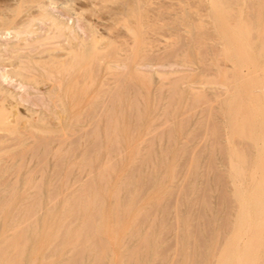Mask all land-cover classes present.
<instances>
[{
    "label": "rangeland",
    "instance_id": "374dc122",
    "mask_svg": "<svg viewBox=\"0 0 264 264\" xmlns=\"http://www.w3.org/2000/svg\"><path fill=\"white\" fill-rule=\"evenodd\" d=\"M217 11L221 12L220 15L214 13ZM221 17L225 20V26ZM214 19L220 23L219 26L222 21V29L231 28V35L229 29L226 32L218 30V27L216 31L212 23ZM218 31L228 33L224 34V41L223 34ZM240 37L252 38L254 50L250 53L251 57L254 62L261 61L256 63V68H259L256 74H239L236 75L238 78H233L231 65L236 61L238 71L244 68L241 62H249L250 55L237 56L235 45L229 47L230 42L236 44L234 41ZM228 39L230 41H225ZM223 44L227 48H223ZM225 49L228 50L223 51ZM228 55L234 59L232 62ZM2 74L8 77L6 81H0V211L14 207H10L9 213L8 210L5 214L0 212L1 249L6 248L5 243L12 240H8V237L14 236L13 227L18 230L16 225L24 218L21 215L30 212V206L25 205L32 203L35 217L31 215V218L32 221L37 220L38 225H33L34 221L27 217L33 211L25 215L26 220L23 219L27 227L24 221L20 222L29 229L23 250L26 253L30 248L28 251L32 252L27 251L26 255L22 252L20 264H24L23 259L28 260L25 261L27 264L38 263L39 255L41 264H69L74 256L78 259H74L79 262L77 264H95L92 254L88 255L87 251L81 253L78 250L81 245H74L75 241L77 243L75 236L79 233V226L94 219H98L99 225L103 224L97 230L100 235L96 232L98 239L107 242L103 244L107 248L104 247L105 251L99 256L105 258L100 260L99 263L103 262L101 264L211 262V255L225 236L234 211L227 174L226 141L235 142L240 153L251 151L250 148L246 149L244 141L237 134L238 125L230 124L231 119L239 121L245 116L246 107L239 105L240 97L230 99L227 93L231 89L237 90L235 93H243L245 87L248 89V84L253 91L257 86L264 85V0H0L1 80ZM244 76L247 77V85H243ZM106 115L108 118H105ZM88 175L91 180L86 179ZM80 189L85 193L89 189L87 202V198L82 199L84 196L81 195L85 193ZM91 192L98 194L93 196ZM6 193H12L8 195L11 203L3 200L7 197ZM112 194L118 201V215L111 207L115 204ZM71 195L78 200H71L76 202L75 211L69 207L72 202H66ZM97 196L101 197L96 202ZM31 197L39 200L33 201ZM80 201L82 204L85 202L83 208ZM19 204L23 205L21 210ZM52 206L56 211L58 207L59 210L63 209L57 211V221L53 218L56 211H51ZM65 207H68L66 211ZM27 209L29 212H25ZM16 210H19L17 216L13 215ZM102 210L103 213L100 212ZM6 213L9 215L6 216ZM75 213L77 218L73 215ZM93 214L95 216L91 218ZM106 214H111V217L106 218ZM41 216L45 219H41ZM9 218H14V221L11 219L10 222ZM52 219L55 221L54 227L51 226L54 222ZM61 219L70 222L69 226ZM76 219L80 221L77 225ZM43 220L48 222L45 224ZM74 221V224L71 223ZM62 223L66 229H73L69 231L74 235L64 230V225H60ZM71 224L74 226L70 227ZM34 226L37 230L46 228L45 231V228L39 230L41 237H36L38 231ZM59 227L63 229L57 232ZM87 228L91 229L90 226ZM89 229L81 231L85 235L84 231L90 232ZM106 229L109 236L106 235L108 239L105 240ZM47 231H51V236L48 234L46 239L48 243L43 239ZM145 232H148L147 236ZM82 233L77 237H82ZM143 234L144 240L141 238ZM57 235L59 241L64 236L59 249L52 242ZM28 237H32L30 245H27ZM93 237L88 238V244H93L90 248L94 251V242L99 240ZM139 238L143 241H139ZM114 239L119 242L115 244ZM40 242L42 246L45 243V247H41ZM144 242L146 247L143 246ZM77 244H80L79 241ZM61 245L64 248L60 250ZM116 245L118 250L114 249ZM135 245L136 249H133ZM53 246L58 251L52 250ZM72 246L77 249L74 250ZM40 247L45 250L42 252ZM35 248L37 250L33 251ZM47 249H50L49 253ZM69 249L70 252H79L81 256L74 252L70 257ZM35 252L39 253L36 257L33 255ZM58 252L62 254L60 259ZM44 255L47 259L55 255L58 258L56 262H51L42 259ZM30 257L33 259L31 262ZM127 257L130 260L126 262ZM144 257H147V262ZM134 258L140 261L136 262Z\"/></svg>",
    "mask_w": 264,
    "mask_h": 264
},
{
    "label": "bare ground",
    "instance_id": "6f19581e",
    "mask_svg": "<svg viewBox=\"0 0 264 264\" xmlns=\"http://www.w3.org/2000/svg\"><path fill=\"white\" fill-rule=\"evenodd\" d=\"M48 1H51V0H48ZM240 1H242V0H240ZM105 2V1H104ZM197 2V1H196ZM210 2V1H209ZM212 2V1H211ZM208 3V2H207ZM214 5H216V4H214ZM214 5H211L212 7L214 6ZM220 5H221V3H220ZM127 6V5H126ZM209 6V5H208ZM246 6V5H245ZM177 7V6H176ZM211 7V8H212ZM48 8V7H47ZM215 8V10H216V7H214ZM210 10V9H209ZM213 10V9H212ZM241 11V10H240ZM240 11H237V12H240ZM215 14L216 13H218L219 15H220V13L217 11V12H214ZM241 13V12H240ZM160 14H162V13H160ZM213 14V13H212ZM153 15V14H152ZM166 15V14H165ZM219 15H217L218 17H219ZM13 16V15H12ZM223 16V15H222ZM22 18V17H21ZM45 18V17H44ZM222 18V17H221ZM238 18L240 19V17L238 16ZM223 19V18H222ZM217 20H219V18H217ZM17 21V20H16ZM222 21H224L223 23H224V25L223 26H225V20L223 19ZM222 21H221V26H219V22H220V20H219V22L218 21H216V19H214V21L212 22L213 23V28H215V30L217 31V28L218 27H220V28H218V30L219 29H221V30H225L226 28H221V27H223L222 26ZM48 23V22H47ZM165 23V22H164ZM227 24V26H229V24L228 23H226ZM25 25V24H24ZM51 25V24H50ZM23 26V25H22ZM69 27V26H68ZM71 27V26H70ZM230 27V26H229ZM234 28V27H233ZM229 29V35H231V33H230V31H231V28H228ZM227 29V30H228ZM241 29H242V27H241ZM227 30H225L226 32H228ZM233 30V29H232ZM240 30V29H239ZM243 30V29H242ZM85 31H87V30H85ZM152 31V30H151ZM225 31H224V33H222V31H220L222 34H223V41H224V38H225V36H224V34H228V33H225ZM255 31V30H254ZM5 32V31H4ZM22 32V31H21ZM84 32V31H83ZM219 31H218V33H220ZM232 32V31H231ZM7 33V32H6ZM19 34H21V33H19ZM160 34V33H159ZM222 34H221V36H220V38H222ZM2 35V34H1ZM37 35V34H36ZM234 35V34H233ZM238 35H240L239 33H238ZM200 36V35H199ZM235 36V35H234ZM71 37V36H70ZM74 37V36H73ZM233 37V36H232ZM234 39L233 40H236L235 39V37H233ZM196 39V38H195ZM229 39H231V37L229 36ZM225 40V41H230V40ZM221 40V39H220ZM65 42V41H64ZM74 42V41H73ZM80 42H82V41H80ZM102 42V41H101ZM233 42V41H232ZM232 42H230L229 43V47L230 46H232L233 47V45H235V49H237V52L238 53H235L236 52V50L235 49H233V50H235V54L237 55V54H239L240 56L241 55H243V54H245L246 55V57H248V55H250L249 56V62L247 63L246 62V60H245V62L246 63H243V62H241V61H239V60H237V61H239V63L241 62L242 63V65L244 66V68L243 69H240V70H238L237 71V69H239V68H237L236 67V61H235V64H233V65H231L233 68H232V75H233V78L235 77V78H238V77H236V75H239V74H243V75H249V76H252V75H254V74H256L258 71H259V68H256V63H258L259 61H261V60H259V61H256V62H254L253 61V59H252V55L250 54L251 53V51L252 50H254L253 49V47H252V38L251 39H247V38H244V37H240L237 41H234V42H236V44L235 43H233L232 44ZM260 42V41H259ZM205 43V42H204ZM24 44V43H23ZM63 44V43H62ZM100 44V43H99ZM232 44V45H231ZM257 44H259V43H257ZM48 45V44H47ZM54 45H55V43H54ZM228 45V44H227ZM255 45V44H254ZM95 47V46H94ZM222 47L223 48H225L226 46H224V44L222 45ZM3 48V47H2ZM1 48V49H2ZM227 48V47H226ZM256 49V48H255ZM10 50H11V48H10ZM16 50V49H15ZM226 50H228V49H225V50H223V51H226ZM231 50V49H230ZM43 51V50H42ZM96 51V50H95ZM106 51V50H105ZM110 52V51H109ZM200 52V51H199ZM255 51H253V53H254ZM60 53V52H59ZM62 53V52H61ZM9 54V53H8ZM51 54V53H50ZM99 54V53H98ZM228 54V53H227ZM255 54V53H254ZM15 55H17V54H15ZM101 55V54H100ZM230 55V54H229ZM228 55V57H229V59H231L230 58V56ZM39 56V55H38ZM64 56V55H63ZM99 56V55H98ZM224 56H225V54H224ZM238 56V55H237ZM240 56L239 57H237V59L238 58H240ZM16 57V56H15ZM22 57H23V55H22ZM65 57V56H64ZM99 58V57H98ZM62 59H63V57H62ZM236 59V58H235ZM252 59V60H251ZM254 59H257V58H254ZM145 60V59H144ZM149 60V59H148ZM232 60H234V59H231V62H232ZM241 60H243V59H241ZM22 62V61H21ZM20 62V63H21ZM128 62V61H127ZM9 63V62H8ZM175 63V62H174ZM238 62H237V65L239 64ZM24 64V63H23ZM34 64V63H33ZM9 66V65H8ZM239 66V65H238ZM141 67V66H140ZM143 67V66H142ZM17 68V67H16ZM65 68V67H64ZM160 68H161V66H160ZM236 68V69H235ZM241 68V67H240ZM22 69H24V70H27L26 68H22ZM144 69V68H143ZM44 70V69H43ZM159 70V69H158ZM41 71V70H40ZM55 71H56V69H55ZM261 71H263V70H261ZM26 72V71H25ZM139 72V71H138ZM47 73V72H46ZM44 75V74H43ZM48 75V74H47ZM50 75V74H49ZM89 75V74H88ZM182 75H184V74H182ZM264 76V75H263ZM1 77H2V80L0 79V81H6V78L8 77L7 75H4V74H2L1 75ZM119 77V76H118ZM230 77H231V75H230ZM244 77H246V76H244ZM242 78V77H241ZM248 79H250L249 77H248ZM246 80H247V77H246V79L245 80H243V81H245V82H243V85H247L248 83L246 82ZM251 80V79H250ZM257 80V79H256ZM116 81V80H115ZM118 81V80H117ZM237 81V80H236ZM241 81V80H240ZM252 81V80H251ZM259 81H261V80H259ZM259 81H257V82H259ZM239 82V80L237 81V83ZM249 82V81H248ZM256 82V81H255ZM52 83V82H51ZM168 83V82H167ZM170 83V82H169ZM231 83V82H230ZM6 84V83H5ZM9 84V83H8ZM173 84H175V83H173ZM184 84V83H183ZM229 84V83H228ZM250 84H251V82H250ZM260 84V83H259ZM142 85V84H141ZM236 85H240V84H236ZM255 85V84H254ZM229 86V85H228ZM29 87V86H28ZM114 87V86H113ZM128 87V86H127ZM173 87V86H172ZM236 87V86H235ZM238 87V86H237ZM236 87V88H237ZM240 87V86H239ZM238 87V88H239ZM58 88V87H57ZM247 88L248 89H246V87H245V90L243 91V93H241V92H238V93H235V92H237V90H233V91H229L228 93H227V95L228 96H231V98L230 97H228V98H230V99H232V98H235V97H240V99H239V105H241V104H243L245 107H246V110H245V116L243 117V118H241L239 121H238V119H231L230 120V124L231 125H238L237 126V128H236V131H237V134L239 135V137H240V139L242 140V141H244L243 142V144H245V147H246V149L247 148H250V150L251 151H249V152H245V153H240V150H239V148L238 147H236V145H235V142H227L226 141V144H227V152H226V160H227V162H226V165H227V174H228V178H229V185H230V189H231V195H232V198H233V202H234V211H233V217H232V219H231V222H230V225H229V228H228V230H227V232H226V234H225V236H223V238H222V240L219 242V244L215 247V249H214V252H213V255H211L212 256V260H211V262L209 263V264H264V85L262 86H257L256 88H255V91H253V89L251 88V86L248 84V86H247ZM251 88V89H250ZM55 89V88H54ZM112 89V88H111ZM234 89V88H233ZM49 90H51V88L49 89ZM23 91V90H22ZM134 91V90H133ZM170 91V90H169ZM202 91V90H201ZM235 91V92H234ZM238 91H239V89H238ZM138 92V91H137ZM171 92V91H170ZM173 93V92H172ZM239 93H241V95L239 94ZM59 94H60V92H59ZM110 94V93H109ZM202 94V93H201ZM19 95V94H18ZM114 95V94H113ZM170 95V94H169ZM191 95H192V93H191ZM237 95V96H236ZM139 96V95H138ZM41 97V96H40ZM107 98V97H106ZM171 98V97H170ZM196 98V97H195ZM230 99H228V100H230ZM195 100V99H194ZM198 100V99H197ZM21 101V100H20ZM46 101V100H45ZM236 102H238V99H237V101ZM134 103H135V101H134ZM129 104H131V103H129ZM189 104V103H188ZM191 104V103H190ZM208 104H209V102H208ZM228 104L230 105V103L228 102ZM227 104V105H228ZM98 105H100V104H98ZM110 105V104H109ZM54 107H55V105H54ZM170 107V106H169ZM233 107V106H232ZM42 108V107H41ZM93 108V107H92ZM101 108V107H100ZM136 109V108H135ZM238 109H239V107H238ZM237 109V110H238ZM54 110V109H53ZM112 110V109H111ZM208 110H209V108H208ZM229 110V109H228ZM56 111V110H55ZM109 111V110H108ZM163 111H164V109H163ZM166 111V110H165ZM96 112V111H95ZM111 112V111H110ZM25 113V112H24ZM60 113V112H59ZM236 113H238V111L236 112ZM63 114V113H62ZM86 114V113H85ZM228 114V113H227ZM108 115V114H107ZM107 115H106V117L105 118H108L107 117ZM185 115V114H184ZM10 116V115H9ZM163 116V115H162ZM180 116V115H179ZM183 116V115H182ZM234 116V115H233ZM97 117V116H96ZM209 117V116H208ZM207 117V118H208ZM235 117V116H234ZM20 118V117H19ZM95 118V117H94ZM98 118V117H97ZM133 118H135V116L133 117ZM137 118V117H136ZM185 119V118H184ZM227 119V118H226ZM81 120V119H80ZM98 120V119H97ZM96 120V121H97ZM129 120V119H128ZM228 120V119H227ZM210 121V120H209ZM213 121V120H212ZM15 122V121H14ZM27 122V121H26ZM163 122V121H162ZM165 122H166V120H165ZM39 123V122H38ZM105 122H103V124H104ZM185 123V122H184ZM183 123V124H184ZM227 124V123H226ZM106 125H107V123H106ZM105 125V126H106ZM182 126V125H181ZM226 127V126H225ZM233 127V126H232ZM114 128V127H113ZM20 129V128H19ZM83 129V128H82ZM206 129V128H205ZM230 129H231V127H230ZM115 130V129H114ZM217 130V129H216ZM22 131V130H21ZM97 131V130H96ZM31 132V131H30ZM75 132V131H74ZM95 132V131H94ZM151 132V131H150ZM225 132V131H224ZM63 133V132H62ZM203 133V132H202ZM3 134V133H2ZM57 134V133H56ZM204 134V133H203ZM215 134V133H214ZM76 135V134H75ZM96 135V134H95ZM12 136V135H11ZM66 136V135H65ZM71 136V135H70ZM77 137V136H76ZM227 137V136H226ZM74 138V137H73ZM151 138H153V137H151ZM158 138V137H157ZM57 139V138H56ZM191 139V138H190ZM202 139V138H201ZM68 140V139H67ZM115 140V139H114ZM228 140V139H227ZM116 141V140H115ZM114 141V142H115ZM149 141V140H148ZM190 141V140H189ZM229 141V140H228ZM34 142V141H33ZM118 143V142H117ZM209 143H211V141L209 142ZM233 143V144H232ZM111 144V143H110ZM196 144V143H195ZM150 145V144H149ZM72 146V145H71ZM89 146V145H88ZM112 148V147H111ZM146 148V147H145ZM148 148V147H147ZM197 148V147H196ZM196 148H195V150H196ZM25 149H26V147H25ZM211 149H213V148H211ZM218 149V148H217ZM27 150V149H26ZM55 150H57V149H55ZM71 150V149H70ZM149 150V149H148ZM194 150V149H193ZM34 151V150H33ZM220 151V150H219ZM110 152V151H109ZM117 152H119V151H117ZM153 152V151H152ZM197 152V151H196ZM21 153V152H20ZM26 153V152H25ZM149 153V152H148ZM154 154V153H153ZM70 155V154H69ZM144 157V156H143ZM147 157V156H146ZM197 157V156H196ZM68 158V157H67ZM164 158H165V156H164ZM82 160V159H81ZM89 163H90V161H89ZM19 164V163H18ZM205 164V163H204ZM82 165V164H81ZM90 165V164H89ZM109 165V164H108ZM39 166V165H38ZM83 166V165H82ZM87 166H88V164H87ZM108 167V166H107ZM89 168V167H88ZM34 169V168H33ZM58 169V168H57ZM36 170V169H35ZM104 170V169H103ZM58 172V171H57ZM56 172V173H57ZM88 173V172H87ZM206 173V172H205ZM176 174V173H175ZM188 174V173H187ZM221 174V173H220ZM148 175V174H147ZM89 176V178H86V179H90L91 180V178H90V175H88ZM215 176V175H214ZM15 178V177H14ZM61 178V177H60ZM126 178V177H125ZM57 180V179H56ZM103 180V179H102ZM87 181V180H86ZM85 181V182H86ZM101 181V180H100ZM213 181V180H212ZM223 181V180H222ZM55 182V181H54ZM83 183V184H85V185H87L86 183ZM90 182V181H89ZM182 182V181H181ZM13 183V182H12ZM56 183V182H55ZM91 183H92V181H91ZM14 184V183H13ZM89 184V183H88ZM138 184V183H137ZM82 185V184H81ZM91 185V184H90ZM103 185V184H102ZM206 185V184H205ZM56 186V185H55ZM54 186V187H55ZM84 186V185H83ZM88 186V187H87ZM87 186H84V188H90V186L89 185H87ZM122 186H125L124 185V183H122ZM93 187V186H92ZM11 189H14V188H11ZM91 189V188H90ZM93 189V188H92ZM118 190L117 191H119V187L117 188ZM129 189V188H128ZM87 190V192L89 191V189H86ZM127 190V189H126ZM130 190V189H129ZM53 191V190H52ZM79 191H82V193H85V191L82 189H80ZM78 191V192H79ZM116 191V192H117ZM185 191V190H184ZM202 191H203V189H202ZM201 191V192H202ZM204 191H205V189H204ZM9 192H11L10 190H9ZM55 192V191H54ZM85 193V194H82L81 195V197L82 196H84L82 199L84 200L85 198H87V199H85V202H87L89 199H88V197L87 196H89L88 195V193ZM112 192V191H111ZM116 192H114V193H116ZM8 193V192H7ZM5 194V195H7V197L5 196V198H3V200H8V202H10L9 201V199H11L9 196L10 195H12V193L10 194ZM92 194H93V196H95V195H97L96 193H95V195H94V193L93 192H91ZM113 193V194H114ZM203 193V192H202ZM79 194V193H78ZM81 194V193H80ZM112 194V195H113ZM124 194V193H123ZM177 194H178V191H177ZM9 195V196H8ZM56 194H53V196H55ZM85 195H86V197H85ZM100 195V194H99ZM128 195V194H127ZM131 195V194H130ZM226 195V194H225ZM78 196V195H77ZM92 196V195H91ZM114 197V200H113V202H115V204H113V206H111V207H114L115 208V211H114V208H113V211H114V213L116 212V215H118L117 213H118V210L116 211V208L118 207L117 206V198L115 197V195H113ZM116 196H118L117 194H116ZM12 197V196H11ZM64 197V196H63ZM72 197V198H71ZM71 197H70V199H67L66 198V202H68V200L69 201H71V200H74L75 199V201H78L76 198H74V195L72 196L71 195ZM98 197H101V196H97V198L96 197H94V199L96 200V202L99 200L98 199ZM175 197V196H174ZM198 197H199V195H198ZM206 197V196H205ZM226 197V196H225ZM8 198V199H7ZM31 198H33V197H31ZM31 198H29V199H31ZM38 198V197H37ZM53 198H55V197H53ZM79 198V197H78ZM116 198V199H115ZM162 198V197H161ZM81 199V198H80ZM201 199V198H200ZM217 199V198H216ZM2 200V201H3ZM28 200V199H27ZM26 200V201H27ZM36 200V202L39 200V199H35V198H33V201H35ZM49 200V199H48ZM52 200V199H51ZM87 200V201H86ZM94 200V201H95ZM104 200H107V199H104ZM5 201V202H6ZM29 201V200H28ZM32 201V202H33ZM56 201H57V199H56ZM82 201V200H81ZM81 201H80V203H81ZM117 201V202H116ZM30 202V201H29ZM52 202V201H51ZM65 202V203H66ZM72 202V201H71ZM85 202L83 203V204H85ZM95 202V203H96ZM101 202V201H100ZM99 202V203H100ZM4 203V202H3ZM2 203V204H3ZM11 203V202H10ZM39 203H40V201H39ZM72 203L74 204V206L72 205ZM70 205H69V203H67V205H69V207L71 206V208H72V210H74L75 211V209H77V206H75V204H76V202H72ZM91 203H92V200H91ZM90 203V204H91ZM1 204V205H2ZM30 204H32V203H28V205H25L26 207L28 206H30V208H29V211L31 212V211H33L32 210V208H31V206H33V204L32 205H30ZM83 204L81 203L80 204V206L82 205V208H83ZM94 204V203H93ZM13 205H15V204H13ZM20 205V204H19ZM34 205H36V206H38V207H40L39 206V204L37 205V204H34ZM50 205H51V203H50ZM50 205H49V207H50ZM54 205V204H53ZM87 205H88V203H87ZM99 205V204H98ZM98 205L96 206V207H98ZM123 205H124V203H123ZM122 205V206H123ZM129 205V204H128ZM5 205H3V209H5V207H4ZM21 206H23V205H20V207H19V210H21L22 209V207ZM60 206V205H59ZM79 206V207H80ZM93 206V205H92ZM121 206V205H120ZM135 206V205H134ZM175 206V205H174ZM198 206V205H197ZM10 207H14V206H10ZM10 207H8V209H6V210H8V213H9V211L12 209H10ZM26 207L24 208V210H26ZM34 207V206H33ZM48 207V208H49ZM53 207V206H52ZM95 207V208H96ZM124 207V206H123ZM166 207V206H165ZM207 207V206H206ZM1 209H2V206L0 207ZM44 208V207H43ZM51 208V207H50ZM81 208V209H82ZM85 208H88V206L87 207H85ZM95 208H93V209H95ZM99 208V207H98ZM98 208H96V209H98ZM102 208H104V207H102ZM126 209H127V207H125ZM220 208V207H219ZM65 209V211H66V209H68V207H65L64 208ZM91 209V208H90ZM101 209V208H100ZM124 208H122V210H123ZM6 210H4V212L6 211ZM19 210H16L15 211V213H13V215L15 214H17L18 212H19ZM51 210V209H50ZM54 210V207L52 208V210L51 211H53ZM59 210V207L57 208V211ZM60 210H63V209H60ZM59 210V211H60ZM83 210V209H82ZM104 210V209H103ZM100 211V212H104V211ZM108 210H109V208H108ZM108 210H107V213H110V212H108ZM134 210V209H133ZM163 210V209H162ZM2 211V210H1ZM0 211V212H1ZM28 211V209H27V211H25V212H29ZM42 211H44L45 212V210H42ZM49 211V210H48ZM47 211V212H48ZM50 211V212H51ZM54 211H56V210H54ZM57 211H56V213H54V216H53V218H56V214H58L57 213ZM79 211V210H78ZM94 212L96 211V212H98L97 210H93ZM92 211V212H93ZM124 211V210H123ZM3 212V211H2ZM3 212V213H4ZM17 212V213H16ZM29 212V213H30ZM49 212V213H50ZM69 212V211H68ZM77 212V211H76ZM99 212V213H100ZM150 212V211H149ZM8 213H6V216H7V214ZM29 213H25V214H23V215H21V217L23 218H25L26 216H27V214H29ZM46 213V212H45ZM71 213V212H70ZM79 213H80V211H79ZM101 213V214H102ZM106 213V212H105ZM122 213H124V212H122ZM131 213V212H130ZM5 214V213H4ZM19 214V213H18ZM34 214H35V212L33 211V212H31L30 213V215H28L27 217L28 218H30V220L32 221V219H33V217H35L34 216ZM44 214V213H43ZM51 214H52V212H51ZM50 214V215H51ZM77 214H78V212H77ZM76 213L75 214H73L75 217H76V215H77ZM92 214V213H91ZM98 214V213H97ZM195 214V213H194ZM2 215V214H1ZM9 215V214H8ZM13 215H11V216H13ZM26 215V216H25ZM31 215H33V217L31 218ZM47 215H49L48 213H47ZM49 215V216H50ZM71 215V214H70ZM69 215V216H70ZM80 215H82V214H80ZM80 215H78L79 217V219H80ZM100 217L102 216V215H100V214H98ZM111 215V214H110ZM109 215V216H110ZM10 216V217H11ZM17 216V215H16ZM45 216V218H46V215H44ZM44 216L41 218V219H43L44 218ZM48 216V217H49ZM60 216V215H59ZM93 216H95L94 214L91 216V218L93 217ZM109 216H107V214H106V218L108 217V218H110ZM127 216H129V215H127ZM144 216V215H143ZM164 216V215H163ZM176 216V215H175ZM194 216H196V215H194ZM211 216V215H210ZM2 217H3V215H2ZM14 218H16L15 216H13ZM51 217H52V215H51ZM51 217H49V219L51 218ZM57 217H58V215H57ZM62 217V216H61ZM63 217H65V216H63ZM97 217V216H96ZM96 217H94V218H96ZM104 216H102V218H103ZM115 217L116 216H114V219H115ZM119 217V216H118ZM1 218V217H0ZM6 217H4V219H5ZM14 218H9V220H10V222H12V220L11 219H13V221H14ZM21 218V219H22ZM23 218V219H24ZM44 218V219H45ZM72 218H74L73 216H72ZM77 218V217H76ZM82 218V217H81ZM85 218V217H84ZM90 218V217H89ZM89 218H87V219H89ZM93 218V219H94ZM99 218V217H98ZM121 218V217H120ZM140 218V217H139ZM139 218H136V219H139ZM195 218H197V216L195 217ZM231 218V217H230ZM22 219V221H18V223L17 224H19L20 225V222H23L24 220H26V219H24L23 220ZM60 219V218H59ZM166 219V218H165ZM176 219V218H175ZM16 220V219H15ZM53 221H54V219H52ZM67 220H69V219H67ZM77 220V219H76ZM97 220L98 219H96V221H95V219L94 220H87L88 222V224L86 223V222H84L83 224H82V226H79V227H77V229L79 230V233H82V231L83 230H85V229H83V228H87L88 226H90V228L91 229H89V228H87V229H89V230H91L90 232L88 231V232H85L84 231V233H85V235L83 234V236L81 237H77V235H80L79 233H76V238H77V243H78V241H79V243L80 244H77L76 243V241H75V246H77V247H79L78 245H81L80 247V249L78 248V250H80V252L81 253H83V252H88L87 254L88 255H90V254H92L93 255V259H94V262H95V264H101V263H103V262H101V263H99L100 262V260H102V259H105V258H99V256L105 251V249L107 248L106 247V244L105 245H103L104 243H107V242H104L103 240H99L98 239V235H96V232H98L97 230H98V227H103V224H102V226L101 225H99L98 224V222H97ZM102 220V219H101ZM105 220H107V219H105ZM111 220V219H110ZM126 220V219H125ZM223 220V219H222ZM225 220H226V218H225ZM28 221V220H27ZM34 221V222H33ZM32 222H33V225L35 224V225H38V222H37V220H33ZM53 221H51V222H53ZM56 221H57V218H56ZM59 221V220H58ZM60 221H62V219L60 220ZM65 221V222H64ZM77 221H79V220H77ZM76 221V223H75V221L74 222H71V223H75L76 225H77V223H80V221L79 222H77ZM84 221H85V219H84ZM115 222H116V220H114ZM114 221H112V222H114ZM204 221V220H203ZM10 222H8V224L10 223ZM36 222V223H35ZM41 222V221H40ZM45 222V224L48 222V221H44L43 220V223ZM64 224H68V226H69V224H70V222L69 223H66V222H68V221H66V220H63L62 221ZM97 222V224L96 225H94L95 223ZM102 222H103V220H102ZM101 222V223H102ZM105 222H107V221H105ZM121 221H119V223H120ZM122 222H123V219H122ZM121 222V223H122ZM138 222V221H137ZM14 223V222H13ZM24 223V226H26L27 225V223H26V221H24L23 222ZM23 223H21V225L19 226V225H16V226H18L17 228H18V230H15L14 228L15 227H13V232L15 233H11V234H14V236H9L8 237V240L9 239H12V240H9L10 242H8V243H5V242H7L6 240H3V242L5 243V244H7V246H6V248L4 247V248H2L1 249V246H0V264H20L22 261H20L19 259H20V256H21V254H22V252H24V250H23V244H24V242H25V240L27 241V236L26 235H28V233L26 234V231L27 230H29V229H26V227L24 228V226H22L23 225ZM30 223V222H29ZM42 223V226H46V225H44ZM54 223H55V221L53 222V224L51 225V226H53L54 225ZM59 223V222H58ZM57 223V224H58ZM60 224V225H64V224ZM153 223V222H152ZM163 223H164V221H163ZM11 224V223H10ZM49 224H51V223H49ZM48 224V225H49ZM73 224H71V226L70 227H72V226H74ZM90 224V225H89ZM112 224V223H111ZM135 224H137L136 222H135ZM154 224V223H153ZM176 224V223H175ZM3 225H5V223L3 224ZM30 225L32 226V224L30 223ZM41 225V223L39 224V226ZM59 225V224H58ZM75 225V226H76ZM80 225V224H79ZM99 225V226H98ZM109 225V224H108ZM139 225V224H138ZM226 225V224H225ZM7 226V225H6ZM22 226V227H21ZM29 226V225H28ZM50 226V227H51ZM55 226V225H54ZM53 226V227H54ZM87 226V227H86ZM112 226L113 225H111V228H112ZM118 226H119V224H118ZM122 226V225H121ZM135 227H136V225H134ZM206 226V225H205ZM4 226H2V228H3ZM10 227H11V225H10ZM47 227V226H46ZM57 227V226H56ZM64 227V230H73V229H70L69 227H68V229H66L65 228V225L63 226ZM63 227H59V229L60 230H57V232L58 231H61V229H63ZM106 227H108L107 225H106ZM28 228H30V226L28 227ZM36 231H38V233L36 232V237H41V232L40 231H42L43 229L42 228H40V229H42V230H40L39 228H38V230H37V228H35V226L33 227ZM52 228V227H51ZM51 228H49L50 230H51ZM74 228V227H73ZM109 228V227H108ZM107 228V229H108ZM114 228V227H113ZM116 228H117V226H116ZM155 228V227H154ZM8 229V228H7ZM20 229V230H19ZM53 230H54V228H52ZM76 229V230H77ZM83 229V230H82ZM102 229V228H101ZM100 229V233H102V230ZM104 229V228H103ZM106 229V230H107ZM130 229V228H129ZM131 229L133 230V228L131 227ZM131 229H130V231H131ZM3 229H1V231H2ZM35 230H33V232H35ZM40 230V231H39ZM46 230V228L44 229V231ZM47 230H48V228H47ZM63 230V231H64ZM75 230V231H76ZM82 230V231H81ZM121 230V229H120ZM192 230V229H191ZM5 231V230H4ZM8 231V230H7ZM67 231V232H68ZM81 231V232H80ZM113 231V230H112ZM122 231V230H121ZM138 231V230H137ZM178 231V230H177ZM9 232V231H8ZM32 232V231H31ZM32 232V233H33ZM39 232H40V235H39ZM57 232H55V233H57ZM67 232H64L63 234H67V236H68V233H70V234H72L70 231L67 233ZM106 233H105V236L104 237H106L105 238V240L106 239H108L107 237L109 236V233H107L108 232V230L107 231H105ZM114 232V231H113ZM117 232L119 233V231H118V229H117ZM131 232H133V231H131ZM149 232V231H148ZM148 232L146 233L145 232V234H146V236H147V234H148ZM7 233V232H6ZM10 233V232H9ZM31 233V234H32ZM60 234H61V232H59ZM74 233V232H73ZM87 233V234H86ZM95 233V234H94ZM110 233H112V232H110ZM128 233V232H127ZM163 233V232H162ZM48 234H50V236H51V231H50V233L47 231V234H45L44 233V237H45V235H46V237L45 238H43L44 239V241H47V243H48V241L49 240H46V239H48ZM70 234H69V237H70ZM81 234V235H82ZM98 234H99V232H98ZM112 234H114V233H112ZM112 234H110V237H111V235ZM117 234V233H116ZM136 234H138V233H136ZM145 234H143L142 236H141V238L144 240V235ZM59 235V234H58ZM58 235H57V237H56V241L54 240V241H52V242H55V243H58V244H55V243H53V245H57L56 247L59 249V247H58V245H59V243H61V240L63 239V237L60 239V241H59V238L60 237H58ZM72 235H74V234H72ZM89 235H94V237H97V241L99 240V241H103L102 243H100L99 241L98 242H94L95 244H94V246H96V249H94V251H93V249H91L90 248V246L91 247H93V244L92 245H90V243L88 244V240L90 239V238H92L93 236H89ZM100 235V234H99ZM101 235H103V234H101ZM106 235H108V236H106ZM115 235V234H114ZM60 236H62V235H60ZM66 236V238H69V237H67ZM113 236V235H112ZM3 238H5L4 236H2ZM13 237V238H12ZM15 237V238H14ZM90 237V238H89ZM93 237V238H94ZM123 237V236H122ZM122 237H121V239H122ZM139 237V236H138ZM32 238V237H31ZM30 237H28V239H29V241H28V243L29 244H27V245H30V242H33V241H30V239H31ZM50 238V237H49ZM58 238V239H57ZM71 238H74V236H72ZM80 238H82V239H80ZM89 238V239H88ZM112 238V237H111ZM118 238V237H117ZM141 238H139L138 240L140 241V240H142ZM33 239H34V237H33ZM116 239V238H115ZM114 239V241H115V244L117 243V242H119L118 241V239L117 240H115ZM124 239V238H123ZM36 240H39V239H37L36 238ZM74 240H76V239H74ZM142 240V241H143ZM200 240V239H199ZM43 241V240H42ZM43 241V242H44ZM57 241H59V242H57ZM65 241V240H64ZM73 241V240H72ZM110 242H112V240H109ZM109 241H108V243H109ZM146 241V240H145ZM36 242H38L39 243V241H36ZM89 242H90V240H89ZM121 242H122V240H121ZM120 242V243H121ZM170 242V241H169ZM35 243V242H34ZM41 243L42 242H40V246L41 247H45V243H44V246H42L41 245ZM67 244V246H68V243H67V241H65L64 242V244ZM69 243H70V240H69ZM99 243V244H98ZM127 243V242H126ZM36 244V243H35ZM43 244V243H42ZM52 244V243H51ZM63 244V246H66V245H64ZM98 246H97V245ZM103 246H102V245ZM112 244V243H111ZM141 244V243H140ZM144 244L145 245H143V246H145L146 247V242H144ZM153 244V243H152ZM151 244V245H152ZM26 245V246H27ZM73 245V246H74ZM87 245H89V246H87ZM100 245V246H99ZM123 245H126V244H123ZM154 245V244H153ZM152 245V246H153ZM31 246H33V244L31 245ZM30 246V247H31ZM35 246V245H34ZM37 247L39 246V245H36ZM49 246V245H48ZM52 246V245H51ZM51 246H49V247H51ZM55 246H53L54 248H52V250H56V251H58V249L57 248H55ZM72 246V247H73ZM113 246H114V244H113ZM113 246L111 245V247L113 248ZM136 246L137 245H135V247L133 248V249H136ZM28 247V246H27ZM36 247V248H37ZM40 247V249L42 250V252H43V250H45V248H41ZM61 247H62V245L60 246V250H61ZM104 247H105V249H104ZM117 247H118V245H116V248H114L115 250L117 249ZM122 247H124V246H122ZM133 247V246H132ZM148 247V246H147ZM11 248H13L12 250H13V252H12V250H11V253L10 254H8V255H6V253H7V251L9 250V249H11ZM25 248V247H24ZM32 248H34V247H32ZM33 249V251L34 250H37V249H39V248H37V249ZM48 248V247H47ZM62 248H64V247H62ZM95 248V247H94ZM111 248V249H112ZM121 248V247H120ZM125 248V247H124ZM144 248V247H143ZM169 248V247H168ZM26 249V248H25ZM30 249V248H29ZM28 249V250H29ZM51 249V248H50ZM50 249H47V251H48V253L50 252ZM73 249L74 250H76L74 247H73ZM73 249H71V250H73ZM147 249V248H146ZM145 249V250H146ZM28 250H26V253H25V255L26 254H28V252L29 253H32V252H30V251H28ZM59 250V251H60ZM113 250V249H112ZM118 250V249H117ZM123 250V249H122ZM131 250V249H130ZM130 250H126V251H130ZM138 250V249H137ZM137 250H135V251H137ZM148 250H150V249H148ZM28 251V252H27ZM32 251V250H31ZM39 251V250H38ZM37 251V252H38ZM62 251H65V249H63ZM132 251V250H131ZM141 251V250H140ZM144 251V250H143ZM147 251V250H146ZM201 251V250H200ZM37 252H35V254H33L34 255V257H36L35 255H39V253H40V251H39V253L38 254H36ZM51 252H53V251H51ZM75 251H72V252H70V249H69V252H68V254L70 253V257H72L71 255H72V253H74ZM107 252H108V249H107ZM116 252V251H115ZM122 252V251H121ZM48 253H45V254H48ZM59 254H60V252H58ZM75 253H77V251L75 252ZM144 253V252H143ZM148 253V252H147ZM200 253V252H199ZM78 254V256H81V255H79V252L77 253ZM33 255H31V256H33ZM74 255H76V254H74ZM85 255V254H84ZM107 255V254H106ZM115 255V254H114ZM117 255V254H116ZM139 255H141V254H139ZM146 255V253H144V256ZM40 256V257H39ZM39 256H37V257H39V258H37V260H38V263H39V260H41L40 258H41V255H39ZM62 256V254H60V255H58V257H59V259H60V257ZM108 256H111V254L110 255H108ZM108 256H107V258H108ZM119 256H120V254H119ZM118 256V257H119ZM131 256V255H130ZM136 256H137V254H136ZM136 256L134 255V257L136 258ZM150 256V255H149ZM149 256H147V257H149ZM25 257V256H24ZM57 257V255H55L53 258H51V259H49V257H48V259H47V256H45L44 255V257H42V259H47V260H51V262H56L57 260H55V259H57L58 258ZM70 257H69V259H70ZM101 257V256H100ZM129 257V256H128ZM127 257V258H128ZM147 257H144V258H146V262H147ZM23 258V257H22ZM27 258H28V256H27ZM33 258V257H32ZM73 258V260L72 259H70L71 260V263L69 262V264H77V263H79V262H77L76 260H74L75 258H76V256H74V257H72ZM99 258V259H98ZM113 258H114V256H113ZM115 258H116V256H115ZM120 258V257H119ZM119 258H117L118 260H119ZM130 258V257H129ZM126 259V262H127V260H130V259ZM134 258V260L136 261V262H138V260L137 259H135ZM143 258V259H144ZM52 259L53 260H55V261H52ZM77 259V258H76ZM86 259H87V257H86ZM109 259H110V257H109ZM154 259V258H153ZM24 260V264H27V262H25L27 259H23ZM31 260H33V259H31V257H30V262H31ZM36 260V259H35ZM47 260H43V261H47ZM78 260V259H77ZM81 260V258H79V261ZM87 260H89V259H87ZM97 260H99V261H97ZM111 260V259H110ZM110 260H108V261H110ZM115 259H113V261H114ZM133 260V259H132ZM155 260V259H154ZM28 261V260H27ZM72 261H76V262H72ZM135 261H132V262H135ZM140 261V260H139ZM20 262V263H19ZM63 262V261H62ZM87 262V261H86ZM96 262H98V263H96ZM106 262V261H105ZM38 263H31V264H38ZM44 263V262H43ZM42 263V264H43ZM60 263H61V261H60ZM67 263V262H66ZM93 263V262H92ZM108 263V262H107ZM128 263V262H127ZM126 263V264H127ZM131 263V262H130ZM39 264H41V262L39 263ZM45 264H49L48 262L47 263H45ZM68 264V263H67ZM91 264V263H90ZM94 264V263H93ZM124 264V263H123ZM146 264V263H145Z\"/></svg>",
    "mask_w": 264,
    "mask_h": 264
}]
</instances>
